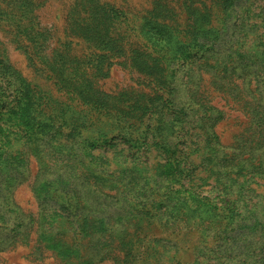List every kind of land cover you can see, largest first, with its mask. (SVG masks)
<instances>
[{"label": "rangeland", "instance_id": "1", "mask_svg": "<svg viewBox=\"0 0 264 264\" xmlns=\"http://www.w3.org/2000/svg\"><path fill=\"white\" fill-rule=\"evenodd\" d=\"M209 3L0 0V264H264V0Z\"/></svg>", "mask_w": 264, "mask_h": 264}, {"label": "trees", "instance_id": "2", "mask_svg": "<svg viewBox=\"0 0 264 264\" xmlns=\"http://www.w3.org/2000/svg\"><path fill=\"white\" fill-rule=\"evenodd\" d=\"M195 2H197L199 4V7L195 8V13L197 14V16H201L204 19L208 20L210 18L213 17V15L215 14V10H213V4L209 3L207 4V0H195ZM207 25H210V23H207ZM208 30V28H204L203 31ZM221 115V112H218V116L215 118H219ZM160 213H157L155 215V219L156 222L153 223L154 228H157V230H164L167 231L169 230V228H174L173 232H175V230L178 229V225L176 223H171V225H167L166 219H164L163 217H161V219H158ZM21 224H23L22 222H19L18 224L14 223V227L17 226H21ZM119 231H117V233L119 234ZM124 231H129V227H127V230ZM83 232V230L81 231ZM164 234V233H162ZM79 239V238H78ZM74 244H70V243H65L66 248H72ZM63 248V247H62ZM125 248H126V243L122 242V238L121 241H118V243H116L115 245H108L103 247V250L100 251V254H104V255H108L109 256V261L113 264H126V255H125ZM59 258L66 260L70 257V255H58ZM78 257V256H76ZM80 258H82L79 261V264H90L92 261H103V257L101 256L98 259H94V255H87V250H84L83 254L79 255ZM78 260H74L70 262H65L64 264H77Z\"/></svg>", "mask_w": 264, "mask_h": 264}]
</instances>
